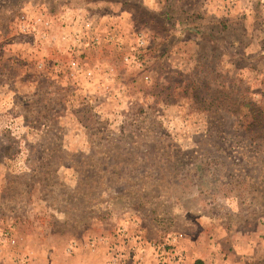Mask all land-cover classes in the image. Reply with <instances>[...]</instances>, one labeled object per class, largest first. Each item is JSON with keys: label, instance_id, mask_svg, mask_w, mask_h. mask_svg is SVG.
Listing matches in <instances>:
<instances>
[{"label": "rangeland", "instance_id": "1", "mask_svg": "<svg viewBox=\"0 0 264 264\" xmlns=\"http://www.w3.org/2000/svg\"><path fill=\"white\" fill-rule=\"evenodd\" d=\"M242 235L264 264V0H0V264Z\"/></svg>", "mask_w": 264, "mask_h": 264}, {"label": "crops", "instance_id": "2", "mask_svg": "<svg viewBox=\"0 0 264 264\" xmlns=\"http://www.w3.org/2000/svg\"><path fill=\"white\" fill-rule=\"evenodd\" d=\"M237 238H240V241H235L232 238L231 246L229 248H223L222 241L220 242L216 238H213L216 240L209 239V243H207L206 247L203 249L200 248V246L204 245V241H202L201 238H195L191 243L187 242L183 245L182 249H185V251L180 250L177 257H174L173 262L174 264H239L235 261L234 257L237 255L240 256V253H247L244 251L245 247L248 245L244 244V247H241L240 243L242 240H248V238L246 235H242ZM193 245H196V247H192ZM102 251L103 252H99V250L97 251L94 260H92V264H103L104 260L107 259L108 256L105 253L106 250ZM144 254L146 264H158L156 262V255H154V251L149 250V252H147L146 250Z\"/></svg>", "mask_w": 264, "mask_h": 264}, {"label": "built area", "instance_id": "3", "mask_svg": "<svg viewBox=\"0 0 264 264\" xmlns=\"http://www.w3.org/2000/svg\"><path fill=\"white\" fill-rule=\"evenodd\" d=\"M86 25L89 26V23H86ZM64 34H65V33H64ZM71 34H73V36H77V34H78V30H77V32H73V33H71ZM66 35H70V34H66ZM64 36H65V35H64ZM69 68L72 70V74L77 73V72H81L82 69H83V68L81 67L79 61H78L77 59H75V58H73V59L71 60V62H70V64H69ZM86 72H88V71H86ZM86 72H85V73H86ZM88 75H91V71L88 72Z\"/></svg>", "mask_w": 264, "mask_h": 264}]
</instances>
